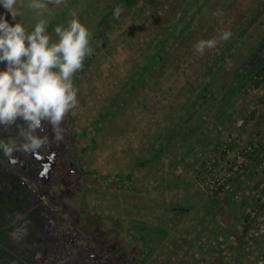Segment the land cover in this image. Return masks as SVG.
Returning a JSON list of instances; mask_svg holds the SVG:
<instances>
[{"label": "rangeland", "instance_id": "1", "mask_svg": "<svg viewBox=\"0 0 264 264\" xmlns=\"http://www.w3.org/2000/svg\"><path fill=\"white\" fill-rule=\"evenodd\" d=\"M27 3L18 0L22 15L15 21L2 6L0 16L31 30L39 17L20 7ZM107 4L65 0L49 6L44 18L53 42L55 27L73 18L92 33L94 53L74 76L78 105L69 115L80 134L100 125L83 155L85 171L111 177L112 186L90 183L84 200L101 227L114 228L111 262L264 264V151L216 194L201 167L210 159L220 169L224 155H212L227 135L264 136V85L244 82L235 89L264 58V0H183L172 12L160 8L168 0H159L158 15L147 8L142 18L124 10L108 31L110 42L100 47L94 35ZM218 10L223 17L213 15ZM226 30L231 40L195 52L197 41ZM157 53L166 67L150 78L143 67ZM250 54L256 55L250 60ZM187 82L192 102L201 101V82L214 98L196 111L182 107Z\"/></svg>", "mask_w": 264, "mask_h": 264}, {"label": "clouds", "instance_id": "2", "mask_svg": "<svg viewBox=\"0 0 264 264\" xmlns=\"http://www.w3.org/2000/svg\"><path fill=\"white\" fill-rule=\"evenodd\" d=\"M65 0H28L26 7L39 17L35 26L28 30L22 23L10 24L0 16V131L9 132L7 139H0V153L8 164L15 166L20 161L14 155L19 152L37 161L45 159L42 152L51 143L65 140L64 127L68 114L78 105L79 89L74 86V76L83 71L86 57L94 53L91 46L92 33L79 19H69L66 25L54 29L56 41L48 34V20L44 13L49 6L60 7ZM13 21L22 15L18 0H0ZM123 9L117 5L114 19H119ZM72 15H75L74 13ZM214 16L223 17L218 10ZM231 31H223L212 39H200L194 44L196 53L203 55L208 49H215L222 42L232 38ZM50 125L54 138L49 140L44 125ZM15 129V134L11 130ZM55 153L47 155V164L42 165L40 178H47L54 162ZM18 219L24 220L21 214ZM24 220L11 234L22 240L28 234Z\"/></svg>", "mask_w": 264, "mask_h": 264}, {"label": "flooded vegetation", "instance_id": "3", "mask_svg": "<svg viewBox=\"0 0 264 264\" xmlns=\"http://www.w3.org/2000/svg\"><path fill=\"white\" fill-rule=\"evenodd\" d=\"M4 68L0 64V70ZM44 127L40 135H48L52 141L51 126ZM64 127L65 140L51 143L41 153L45 156L42 161L17 152L14 155L20 163L11 166L0 153V264H118L111 262L113 227L102 228L101 219L84 200L85 188L95 184L93 174L85 171L83 157L92 140L86 130L77 132L69 114ZM11 133L14 135L15 129ZM8 135L0 131V139ZM51 153H55L54 162L47 178L42 179L39 173ZM18 214L30 221L22 240L11 235L24 222Z\"/></svg>", "mask_w": 264, "mask_h": 264}, {"label": "trees", "instance_id": "4", "mask_svg": "<svg viewBox=\"0 0 264 264\" xmlns=\"http://www.w3.org/2000/svg\"><path fill=\"white\" fill-rule=\"evenodd\" d=\"M158 1L159 0H107L108 4L106 7L108 9V12H106L104 14V16L100 19V21L98 23V29L96 31V34L94 35L95 40L97 42H99V46L100 47H106L108 45V43L110 42L109 36H108V31L110 30L111 27H113V23L118 21L121 18L124 10H127L128 14L135 15L137 18L138 17L142 18L144 15L145 9L151 8L152 14L155 16V15H158V13L160 11L159 9H156ZM163 1H165V0H160V2H163ZM182 1L183 0H168V3L170 5L166 6L165 4H163V8H162V5L160 6V8H161V10L163 9V10H166L167 12L171 10V12H172V11H175V9L179 8L178 6H179V4L182 3ZM117 5H119L123 9V12H122V14L118 20L114 19V17H113L114 8ZM255 55L256 54H250L249 56H247L248 57L247 59L251 60ZM88 58L89 57H86V60ZM223 58L224 57L221 56V58L219 59V62H221V60ZM145 62L146 63L143 67V70L147 71V75H149L150 78L155 76L156 73H154V70L156 68L158 69V71H163L166 67L165 58L160 53L152 55ZM87 65H88V63H86V66ZM212 68H216V66L212 67ZM212 68H210V71H212ZM254 69H255V71H252L249 74L247 73L245 75H242L241 78H238L240 85L235 86V89H238L241 86V84L244 82H247V83L251 82L255 89H259L262 85H264V58L262 59V62H258L257 64H255ZM186 84L188 86H185V90L183 91L184 94L181 95L182 100H183L184 96L186 98V100L181 103L182 107H184V108L191 107L192 110L196 111V109L199 110V108H201L202 104L207 106L209 104V101H211V99L214 98L212 88L210 86H208L207 84H205L204 82H201L200 86H199L200 90H201V94H202V96L200 97L201 101H198V102L193 101L192 102V100L190 98H192V96L194 94L192 92H190V90H189V89H191L192 85L189 82H187ZM204 85H206V86L204 87ZM229 88H230L229 91L233 90L231 87H229ZM199 102H200V104H199ZM195 111H193V112H195ZM257 112L258 111L255 109V111H253L252 114L250 115L249 120H254L257 117ZM99 128H100V125L96 124L95 126H92L91 128L87 129L85 132L87 135L88 134L91 135L90 138L92 140V136H93L92 132L96 133ZM92 130H94V131H92ZM230 136H232V134L227 135L226 137H223V139L217 145V147L214 150L215 155H212L213 160H214V157H217L218 153H222L221 149L223 147V144L226 143V141L228 140V137H230ZM258 137L260 138V140L258 142H254V139L258 138ZM246 140H247V142L249 141L248 143L251 144V146L253 147V151H248L246 149V147H244L242 144L238 145L237 143H234V142L229 145L230 146L229 148L232 152L237 151L238 153H241L244 156H246L247 159L249 160L248 163H251L253 160L260 158L262 152L264 151V136L253 135L249 138L246 137ZM222 154L224 155L222 157V161H226V153L224 152ZM209 162H210V159L202 161L201 167H202V170L204 172L207 171ZM211 162H212V160H211ZM230 163H234L232 159H230ZM212 168L215 169L216 165L215 164L212 165ZM243 168H244V166L242 167V169ZM239 172H241V171H239ZM235 174L232 175L233 177L229 178V180H228L229 182L228 181L225 182V184L223 186H221L220 190L215 191L214 193L216 194L218 192H222L223 190H225V186H227L231 181H233V178L239 173H237L236 175ZM93 182L95 184L100 185V186H106V187L112 186V178L111 177L105 176V178H104L103 176L97 177V176L93 175ZM259 208L264 209V204L259 205ZM250 216L251 215H249L247 217V221L250 218ZM250 227H251L250 225L247 226L245 232H248Z\"/></svg>", "mask_w": 264, "mask_h": 264}, {"label": "built area", "instance_id": "5", "mask_svg": "<svg viewBox=\"0 0 264 264\" xmlns=\"http://www.w3.org/2000/svg\"><path fill=\"white\" fill-rule=\"evenodd\" d=\"M259 140V137L255 138L254 142H258ZM233 142L237 143L238 145L242 144L244 147H246L248 151H253V147L251 146V144L248 143L249 141L247 142L245 137L240 138L235 135L228 137V140L226 141V143L223 144V147L221 149L222 153H226V161H223L220 169L219 167L215 169L212 168V165L209 163L207 171L202 177V179L207 180L208 183H211V193L218 191L221 186H223L225 182H227L229 178L232 177L233 174L239 172L244 166V164L248 163L249 161L247 157L243 154L238 153L237 151L232 152L230 150L229 145ZM233 153L235 156V160L233 161L234 163H230L229 158Z\"/></svg>", "mask_w": 264, "mask_h": 264}, {"label": "crops", "instance_id": "6", "mask_svg": "<svg viewBox=\"0 0 264 264\" xmlns=\"http://www.w3.org/2000/svg\"><path fill=\"white\" fill-rule=\"evenodd\" d=\"M164 230H162L161 232H162V234H164V232H163ZM166 235V234H165ZM164 235V236H165ZM163 237V236H162ZM162 240H163V238H162ZM169 241H170V239H169ZM169 244V243H168ZM170 246V245H169ZM148 247V246H147ZM152 249V248H151ZM148 250H149V248H148Z\"/></svg>", "mask_w": 264, "mask_h": 264}]
</instances>
